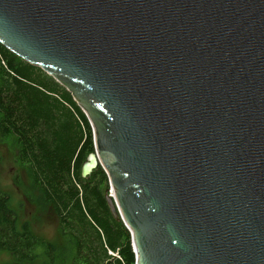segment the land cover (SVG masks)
<instances>
[{"label":"water","instance_id":"obj_1","mask_svg":"<svg viewBox=\"0 0 264 264\" xmlns=\"http://www.w3.org/2000/svg\"><path fill=\"white\" fill-rule=\"evenodd\" d=\"M0 44L88 118L136 264H264V0H0Z\"/></svg>","mask_w":264,"mask_h":264},{"label":"trees","instance_id":"obj_2","mask_svg":"<svg viewBox=\"0 0 264 264\" xmlns=\"http://www.w3.org/2000/svg\"><path fill=\"white\" fill-rule=\"evenodd\" d=\"M0 138L16 140V160L40 194L38 205L57 216L64 263L136 264L131 234L107 200V174L99 166L82 177L95 152L88 118L64 87L1 44ZM10 204V195L0 191V252L11 253L16 264L43 256V264H57L58 247L36 236L29 223L19 227Z\"/></svg>","mask_w":264,"mask_h":264},{"label":"rangeland","instance_id":"obj_3","mask_svg":"<svg viewBox=\"0 0 264 264\" xmlns=\"http://www.w3.org/2000/svg\"><path fill=\"white\" fill-rule=\"evenodd\" d=\"M17 152L18 145L15 139L3 141L0 138V191L10 195V205L18 215L19 227L29 223L36 236L58 247L60 258L57 264H71L64 263L67 254L64 253L65 256L61 254L65 241L59 229V220L50 206L38 205L40 194L32 186L27 170L18 164ZM111 190L109 182V194ZM45 260L43 256L23 264H43ZM0 264H16V259L9 252H0Z\"/></svg>","mask_w":264,"mask_h":264}]
</instances>
